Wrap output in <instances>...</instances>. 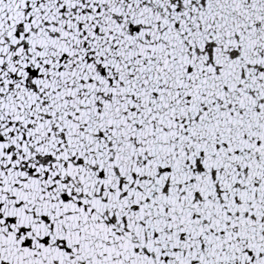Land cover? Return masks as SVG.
Listing matches in <instances>:
<instances>
[{
	"label": "snow or ice",
	"instance_id": "6c2138e0",
	"mask_svg": "<svg viewBox=\"0 0 264 264\" xmlns=\"http://www.w3.org/2000/svg\"><path fill=\"white\" fill-rule=\"evenodd\" d=\"M0 264H264V0H0Z\"/></svg>",
	"mask_w": 264,
	"mask_h": 264
}]
</instances>
